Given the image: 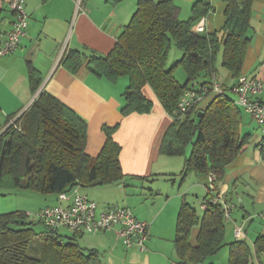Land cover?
Wrapping results in <instances>:
<instances>
[{"label": "trees", "instance_id": "1", "mask_svg": "<svg viewBox=\"0 0 264 264\" xmlns=\"http://www.w3.org/2000/svg\"><path fill=\"white\" fill-rule=\"evenodd\" d=\"M220 1L225 5L224 24L218 32L206 34L192 29L213 10L208 0L195 2L185 21L179 19V8L173 0H136L134 14L107 55L91 52L86 56L76 51L61 61L71 74L87 60L88 71L110 83L127 77L123 116L151 112L153 103L143 95L144 87H149L172 117L159 153L183 156L184 175L194 172L207 177L213 173L217 181L249 144L250 136L241 132L243 111L227 94H211L204 99L207 103L203 108H198V104L183 115L176 110L184 91L210 84L220 51L221 64L232 77L241 73L254 32V0ZM171 44L182 56L168 69ZM178 66L185 72L184 83L174 77ZM27 69L30 89L35 94L42 79L31 65ZM115 129L103 127L105 143L96 157H90L85 153L86 121L50 93L39 91L21 115L11 117L6 126L0 125V190L26 188L40 195H58L74 187L119 182L124 174L119 162L121 148L112 139ZM33 225L25 213L0 215V264H101L97 251L80 248L74 238L64 243L57 233L51 234L46 228L37 234ZM194 227L199 231L192 245ZM36 239L44 245L40 258L28 253L30 241ZM225 246L230 264H252L254 256L263 258L260 261L264 264V237H258L252 247L245 240L225 242V222L219 204L209 205L201 215L188 204L181 206L174 238L175 264H203Z\"/></svg>", "mask_w": 264, "mask_h": 264}, {"label": "crops", "instance_id": "2", "mask_svg": "<svg viewBox=\"0 0 264 264\" xmlns=\"http://www.w3.org/2000/svg\"><path fill=\"white\" fill-rule=\"evenodd\" d=\"M76 1L25 0L26 35L15 51L0 57V125L6 126L13 116L17 118L32 104L39 91H46L86 121L85 153L88 156L96 157L101 151L106 140L103 127L116 128L112 139L121 148L119 162L124 178L108 186H99L104 191H99L102 196L98 201L127 208L137 220L147 224L146 250L126 248L117 237L118 228L83 236L79 242L74 234L68 239L74 238L73 242L82 249L97 251L101 264H175L174 238L179 209L185 203L194 210L198 208L202 214L207 177L194 172L184 175L183 156L159 153L172 117L162 109L149 87H144L143 95L153 103L151 112L123 116L121 108L127 81H120L121 77L116 83H110L93 75L87 69V60L74 74L61 66V61L70 52L77 51L86 56L91 52L107 55L136 10V0H80L79 6ZM197 1L200 0H184L189 10L186 9L182 21L190 17L191 8ZM208 1L213 10L193 27L194 32L201 26L200 33L212 34L224 24L225 5L220 0ZM177 7L180 18L181 8ZM252 14L254 32L240 75L264 81V0L253 1ZM12 21L8 1L0 0V43L5 40ZM218 55L221 63V51L216 57V70ZM28 65L37 70L42 79L35 94L30 89ZM227 72L226 75L216 71L213 77L221 84L231 86L236 78ZM205 101L207 103L203 100L198 108H203L206 103L201 104ZM245 116L241 132L250 136L249 144L226 167L217 189L233 206L229 228L225 227L226 243L236 240L233 230L242 224L244 240L252 247L258 237H264V158L259 149L261 129ZM189 151L186 149L187 155ZM159 179L164 185H156L155 181ZM79 188L77 192L81 194ZM87 192L92 193L91 190ZM81 195L95 202L87 195ZM51 202L57 203V195ZM43 207L46 206L37 211ZM97 207L98 212L102 211L98 204ZM198 231V227L191 231L192 245H195ZM68 239L63 240L64 243ZM260 260L263 262V258ZM260 260L254 256L252 264H261Z\"/></svg>", "mask_w": 264, "mask_h": 264}, {"label": "built area", "instance_id": "3", "mask_svg": "<svg viewBox=\"0 0 264 264\" xmlns=\"http://www.w3.org/2000/svg\"><path fill=\"white\" fill-rule=\"evenodd\" d=\"M7 1L13 15V21L5 40L0 43V57L10 54L18 48L22 38L26 35L28 25L25 0ZM79 2L80 0L76 1L77 6H79ZM195 30V32H201L202 27H196ZM230 93L236 96L235 100L232 99L234 104L260 127L262 140L259 149L264 158L263 80L239 75L235 83L228 87L212 77L210 84L201 86L198 89L184 91L178 100L176 113L185 114L211 94L228 95ZM37 95L34 96V100ZM217 184L216 176L209 173L205 186L207 193L201 202V209L205 210L209 205L219 204L223 210V220L225 222L230 220L233 206L225 200L223 193L217 189ZM97 208L95 202L79 194L77 187H74L70 191L59 193L57 195V205L41 208L35 214V218L51 234H56L60 228H65L75 235L96 234L118 228L117 237L126 248H137L140 252L146 250L147 224L145 222L137 220L132 212L124 207L109 206L100 212ZM233 233L236 240L245 239L242 224L236 225Z\"/></svg>", "mask_w": 264, "mask_h": 264}, {"label": "rangeland", "instance_id": "4", "mask_svg": "<svg viewBox=\"0 0 264 264\" xmlns=\"http://www.w3.org/2000/svg\"><path fill=\"white\" fill-rule=\"evenodd\" d=\"M175 5L179 6L181 8V17L179 18L181 20L182 16H184V13L186 12V9L189 10V7L187 4H185L184 0H173ZM182 52L177 49L173 44H171V48L169 51V56H168V63H167V68H171L174 66V64L181 58ZM218 62H217V71L220 72L221 74H228L227 70L221 66L220 63V56L218 55ZM174 77L175 79L183 83V78L185 77V72L181 67H176L174 69ZM120 81H127L128 86V79L127 77H122ZM229 87V86H228ZM229 97L233 100L236 99L235 95H232L231 93L228 94ZM206 103L203 102L201 105H204ZM246 116L243 115V118ZM250 124L253 125V127H256L254 123L249 122ZM257 125V124H256ZM261 131V130H260ZM187 150H190V146L187 148ZM156 185L162 184V179H159L155 181ZM120 184L117 185L119 187ZM114 187V186H113ZM105 189V188H104ZM117 189V188H116ZM88 190H91L92 193L90 194L87 192ZM97 192H96V191ZM99 191H104L102 187L99 186H93V187H80L79 192L81 194L87 195L90 199L95 200L96 204L99 205V209L103 210L105 207L111 206V205H116L115 203H106V202H99V198L102 196ZM106 194L109 192H105ZM100 194V195H99ZM98 196V197H97ZM54 195H40L36 193L35 191L26 189V188H18L16 190L8 191V190H0V215L6 214V213H11V212H21L25 213L27 215V220L29 222H34V225L32 226L34 229L35 233H41L44 231L45 227L43 224L37 223V220L35 218V214L37 213V209L41 206H55L57 203H52L51 201L53 200ZM98 202V203H97ZM198 215H200V211L198 208L196 209ZM225 227L226 229L229 228L228 221H225ZM57 234L60 236V239L63 241L67 240L68 237H72L73 233H71L69 230L65 228H60L57 231ZM89 234H83V235H75L76 240L79 242L80 239L83 236H87ZM74 236V235H73ZM226 240L225 242H227ZM43 241H40L38 239L30 241V244L28 246V253L36 258H40L43 254ZM48 252V251H47ZM49 254V253H48ZM46 254V255H48ZM229 264V250L228 247L225 246L222 248L216 255L207 258L203 264Z\"/></svg>", "mask_w": 264, "mask_h": 264}, {"label": "water", "instance_id": "5", "mask_svg": "<svg viewBox=\"0 0 264 264\" xmlns=\"http://www.w3.org/2000/svg\"><path fill=\"white\" fill-rule=\"evenodd\" d=\"M200 116H201V113H199L197 117L199 118ZM198 118H197V119H198Z\"/></svg>", "mask_w": 264, "mask_h": 264}]
</instances>
